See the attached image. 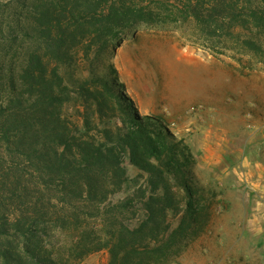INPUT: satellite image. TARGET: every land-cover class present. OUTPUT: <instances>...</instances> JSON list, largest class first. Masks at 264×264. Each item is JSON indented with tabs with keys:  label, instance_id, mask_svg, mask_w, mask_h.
Wrapping results in <instances>:
<instances>
[{
	"label": "trees",
	"instance_id": "1",
	"mask_svg": "<svg viewBox=\"0 0 264 264\" xmlns=\"http://www.w3.org/2000/svg\"><path fill=\"white\" fill-rule=\"evenodd\" d=\"M244 1L264 23V0ZM240 5L37 0L25 12L14 38L29 42L0 73V264H79L100 251L105 264L174 261L201 217L194 160L161 120L138 114L102 59L139 24L192 19L231 33Z\"/></svg>",
	"mask_w": 264,
	"mask_h": 264
},
{
	"label": "rangeland",
	"instance_id": "2",
	"mask_svg": "<svg viewBox=\"0 0 264 264\" xmlns=\"http://www.w3.org/2000/svg\"><path fill=\"white\" fill-rule=\"evenodd\" d=\"M36 1L0 0L2 74L29 42L14 36ZM240 6L246 19L231 22V33L192 19L139 24L102 59L138 114L161 120L194 160L189 174L201 217L171 264H264V23L252 19L249 2ZM2 80L0 100L8 94ZM126 165L130 177L138 173ZM107 258L100 251L79 264Z\"/></svg>",
	"mask_w": 264,
	"mask_h": 264
}]
</instances>
